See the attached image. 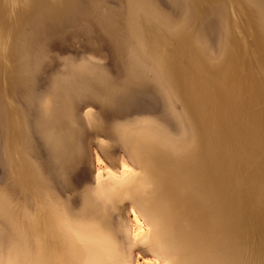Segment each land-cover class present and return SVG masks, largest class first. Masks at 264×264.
<instances>
[{
  "label": "rangeland",
  "instance_id": "rangeland-1",
  "mask_svg": "<svg viewBox=\"0 0 264 264\" xmlns=\"http://www.w3.org/2000/svg\"><path fill=\"white\" fill-rule=\"evenodd\" d=\"M262 20L254 0H0V264H86L87 226L122 264H264ZM124 169L136 185L100 199Z\"/></svg>",
  "mask_w": 264,
  "mask_h": 264
},
{
  "label": "bare ground",
  "instance_id": "bare-ground-1",
  "mask_svg": "<svg viewBox=\"0 0 264 264\" xmlns=\"http://www.w3.org/2000/svg\"><path fill=\"white\" fill-rule=\"evenodd\" d=\"M227 1V0H226ZM201 2V1H200ZM229 2V1H228ZM254 2L255 3H257L259 6H260V9H261V14H262V18H263V25H264V0H254ZM240 4H242V3H240ZM227 5V4H226ZM232 5V4H231ZM233 6V5H232ZM243 7H244V5H243ZM231 8V7H230ZM245 8V7H244ZM245 11V10H244ZM234 12V11H233ZM246 12V11H245ZM238 13V12H237ZM235 15V14H234ZM236 16V15H235ZM248 17V16H247ZM141 18V17H140ZM241 18V17H240ZM248 18H250V17H248ZM242 20V19H241ZM142 21V20H141ZM238 21V20H237ZM249 21H250V19H249ZM239 22V21H238ZM141 24H142V22H141ZM252 25V24H251ZM241 26V25H240ZM245 29V28H244ZM254 32H255V30H254ZM240 33V32H239ZM244 33V32H243ZM241 35V34H240ZM239 35V36H240ZM254 35H255V42L257 43L256 45L258 46V48L259 49H262V46H261V42H260V40H261V38H259L260 37V35L258 34V33H254ZM245 36V35H244ZM246 36H248V35H246ZM242 37H243V34H242ZM146 38V37H145ZM247 38V37H246ZM243 39H244V37H243ZM245 40V39H244ZM250 41H251V39H250ZM241 42H243V40L241 41ZM246 43V42H245ZM252 46H254L255 48H256V46L253 44ZM250 47V46H249ZM257 49V48H256ZM258 50V49H257ZM252 52H253V49L251 50ZM261 53V52H260ZM263 53V52H262ZM261 55V54H260ZM246 56V55H245ZM261 56H263V55H261ZM165 57H167V56H165ZM256 57H257V55H256ZM259 57V56H258ZM264 58V57H263ZM168 60H170L169 58H168ZM247 60V59H246ZM168 63V62H167ZM260 63H261V61H260ZM262 64V63H261ZM166 65V64H165ZM167 66V65H166ZM247 66V65H246ZM253 66H254V64H253ZM169 67V66H168ZM167 67V68H168ZM263 67V66H262ZM247 68V67H246ZM248 69V68H247ZM254 70V69H253ZM263 70H264V68H263ZM259 78H260V76H259ZM261 79V78H260ZM260 83H262V82H260ZM264 84V83H263ZM262 85V84H261ZM209 94V93H208ZM218 99V98H217ZM217 99H215V100H217ZM10 102V101H9ZM216 102V101H215ZM219 102V101H218ZM259 105V104H258ZM214 106V105H213ZM216 106V105H215ZM260 106V105H259ZM213 109H214V107H213ZM166 110V109H165ZM262 110V109H261ZM224 113V112H223ZM261 114H262V112H261ZM219 120V119H218ZM219 124V123H218ZM145 139H146V137H144ZM234 138V137H233ZM241 139H243V138H241ZM239 141V140H238ZM147 144H149V141H145ZM242 142H244V141H242ZM242 142H241V144H242ZM239 143V142H238ZM245 143V142H244ZM208 145H209V143H208ZM236 145V144H235ZM202 146V145H201ZM249 146V145H248ZM208 147H210V146H208ZM232 147V146H231ZM247 147V146H246ZM213 148V151H214V147H212ZM212 148H211V150H212ZM240 148V147H239ZM242 149V148H241ZM260 149V148H259ZM243 150V149H242ZM139 151V150H138ZM138 151L136 152V153H138ZM230 152V151H229ZM233 152V151H232ZM249 152V151H248ZM260 152H261V149H260ZM241 153H243V152H241ZM139 154V153H138ZM239 154V153H238ZM172 155V154H171ZM243 155H244V153H243ZM163 156V155H162ZM241 156V155H240ZM246 156V155H245ZM166 157V156H165ZM172 156H170V158H171ZM252 157H254V156H252ZM234 158V157H233ZM251 158V157H250ZM258 158V157H257ZM162 159V158H161ZM163 160V159H162ZM166 160V159H165ZM179 160V159H178ZM248 163V162H247ZM231 164V163H230ZM185 165V164H184ZM204 165V164H203ZM178 166V165H177ZM181 166H183V165H181ZM227 166V165H226ZM251 166V165H250ZM125 170V171H124ZM122 172V175H119V176H117V177H113V178H111V179H109V180H112L113 182H115L114 183V185L112 186H109V187H102V186H99L98 185V188H97V191H96V193L98 194V196H99V198L100 199H110L112 196H113V199L115 200V198L114 197H119V196H116V195H118V194H120V193H122V195L123 194H127L128 193V191H129V189L134 185V183H135V185H136V179H138V178H136V176H135V174H133V173H129L128 171H127V169H124ZM237 170V169H236ZM211 172V171H210ZM107 173H109V174H111L110 172H107ZM256 173V172H255ZM245 174V173H244ZM243 174V175H244ZM98 175V174H97ZM241 175V174H240ZM110 176V175H109ZM108 176V177H109ZM124 176V177H123ZM178 176V175H177ZM120 177H123V178H126L123 182L122 181H120V180H122V178H120ZM144 177V176H143ZM179 177V176H178ZM140 178H142L141 176H139V179ZM241 178H242V176H241ZM172 179V178H171ZM212 179V178H211ZM238 179V178H237ZM97 180H99V179H97ZM170 180V179H169ZM168 180V181H169ZM196 180V179H195ZM239 180V179H238ZM142 181H144L145 182V180L144 179H142ZM142 181H140L141 183H142ZM167 180H166V182H168ZM237 181V180H236ZM110 182V181H109ZM139 182V183H140ZM143 182V183H144ZM177 182H178V180H177ZM98 183V182H97ZM154 183V182H153ZM169 183V182H168ZM201 184L203 183V182H200ZM237 183H238V181H237ZM165 184V183H164ZM178 184H179V182H178ZM240 184V183H239ZM151 185V184H150ZM158 183H157V186L156 187H158ZM169 185V184H168ZM196 185V184H195ZM254 185V184H253ZM262 185V184H261ZM140 186H142V185H140ZM140 186H138V187H136V188H139ZM154 187H155V185H153ZM175 187H176V185H174ZM174 186H173V188H174ZM179 186V185H178ZM185 186V185H184ZM245 186V185H244ZM143 187V186H142ZM153 187V188H154ZM188 187V186H187ZM190 187V186H189ZM151 188H152V186H151ZM184 188V187H183ZM182 188V189H183ZM257 188V187H256ZM140 189V188H139ZM138 189V190H139ZM181 189V188H180ZM186 189V188H185ZM189 189V188H188ZM187 189V190H188ZM195 189H197V188H195ZM255 189V188H254ZM135 190H137V189H135ZM137 190V191H138ZM145 190H147V189H145ZM155 190H156V188H155ZM169 191H170V189H168ZM175 190V189H174ZM192 190V189H191ZM256 190V189H255ZM258 190V192L260 191V188L259 189H257ZM173 191V190H172ZM184 191V190H183ZM254 191V190H253ZM139 192H141V190H139ZM147 192H148V190H147ZM179 192V191H178ZM185 192V191H184ZM183 192V193H184ZM257 192V191H256ZM260 192H262V190L260 191ZM264 192V191H263ZM142 193V192H141ZM145 193V192H144ZM155 193V192H154ZM170 193V192H169ZM177 193V192H176ZM183 193H181V194H183ZM239 193V192H238ZM152 194V193H151ZM150 194V195H151ZM163 194H165L164 193V191H163ZM180 194V195H181ZM185 194V193H184ZM172 195H174V197L176 196V194H172ZM171 195V196H172ZM179 195V194H178ZM178 195L176 196V197H178ZM255 195V194H254ZM145 196H148V195H145ZM164 196V195H163ZM162 196V197H163ZM185 196V195H184ZM199 196H201V195H199ZM175 197V198H176ZM196 197H197V195H196ZM195 197V198H196ZM258 197V196H257ZM160 199H161V197H159ZM180 198V197H179ZM260 198V197H259ZM178 199V198H177ZM196 199H198V198H196ZM199 199H202L201 197H199ZM256 199H258V198H256ZM221 200V199H220ZM172 201V200H171ZM173 201H175V199L173 200ZM212 201H214V200H212ZM254 201V200H253ZM256 201V200H255ZM258 201V200H257ZM160 202H162V200H160ZM198 202H200V200L198 201ZM221 202H222V200H221ZM115 203H116V201H115ZM120 203V202H119ZM202 203V202H201ZM258 203H261L260 201L258 202ZM220 204V203H219ZM253 204H254V202H253ZM255 205H257V202H256V204ZM263 205V204H262ZM251 206H253V205H251ZM258 206V205H257ZM261 207H263V206H261ZM217 208V207H216ZM222 208V207H221ZM252 208V207H251ZM256 208V207H255ZM90 209V208H89ZM180 209V208H179ZM203 209H204V207H203ZM209 209V208H208ZM253 209H254V206H253ZM263 209H264V207H263ZM177 210V209H176ZM220 210V209H219ZM258 210V209H257ZM257 210H254L255 212L257 211ZM261 210V209H260ZM87 212H88V209L86 210ZM216 211V210H215ZM262 211V210H261ZM94 213L95 212H97V209L95 210V211H93ZM212 212H213V210H212ZM217 212V211H216ZM215 212V213H216ZM252 213H254L253 211H251ZM258 212V211H257ZM256 212V213H257ZM148 214H150L149 212H147ZM232 213V212H231ZM255 213V214H256ZM213 214H214V212H213ZM220 214V213H219ZM235 214V213H234ZM260 214H262V213H260ZM151 215H153V214H151ZM151 215H150V218H151ZM257 215V214H256ZM256 215H255V217H256ZM259 215V214H258ZM263 215V214H262ZM232 216V215H231ZM219 217V216H218ZM234 217V216H233ZM236 217V216H235ZM259 218V217H258ZM235 219V218H234ZM236 219H237V217H236ZM236 219L234 220V222L236 221ZM261 219H263V217L261 218ZM238 221V220H237ZM240 221V220H239ZM155 225V224H154ZM157 226V224L155 225V227ZM154 227V226H153ZM152 227V228H153ZM159 227V226H158ZM248 227H249V225H248ZM251 227V226H250ZM161 228V227H160ZM247 228V227H246ZM155 229V228H154ZM154 229H152V230H154ZM152 230H150V231H152ZM155 230H157V228L155 229ZM160 229H158V232H160L159 231ZM72 231L74 232V235H75V237H76V239L79 241V243L81 244V246H82V248L85 250V252H86V254H87V260H86V264H122L121 262H120V260L118 261V259L115 257V252H114V250H113V247H112V243H111V241H110V239L104 234V232H102L99 228H92V227H90V226H87L86 228H85V230H76V229H72ZM149 232V231H148ZM147 231L145 232V231H140L139 233H137V234H135V238H139V237H142L144 240H145V242L147 243V245H149V246H151V244H150V239H149V237H150V235H149V233H148ZM154 232V231H153ZM153 232H152V235H153ZM166 234V233H165ZM56 235V234H55ZM155 235H157V234H155ZM158 235H159V233H158ZM231 235V234H230ZM235 236H237V235H235ZM167 237V236H166ZM165 238V237H164ZM161 239V238H160ZM152 240V239H151ZM154 240V239H153ZM260 248V247H259ZM217 249V248H216ZM262 249V248H261ZM263 250V249H262ZM263 252V251H262ZM260 253H261V251H260ZM260 253H259V256H260ZM261 255H262V253H261ZM262 256H264V255H262ZM166 261H169V259L167 260L166 259ZM263 262H264V260H263Z\"/></svg>",
  "mask_w": 264,
  "mask_h": 264
}]
</instances>
